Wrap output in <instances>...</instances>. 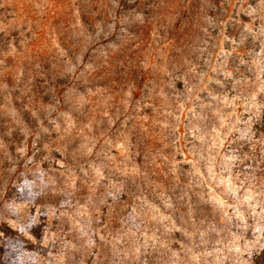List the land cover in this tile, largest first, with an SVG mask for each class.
<instances>
[{
    "label": "rangeland",
    "instance_id": "1",
    "mask_svg": "<svg viewBox=\"0 0 264 264\" xmlns=\"http://www.w3.org/2000/svg\"><path fill=\"white\" fill-rule=\"evenodd\" d=\"M6 235L18 264H264V0H0Z\"/></svg>",
    "mask_w": 264,
    "mask_h": 264
},
{
    "label": "trees",
    "instance_id": "2",
    "mask_svg": "<svg viewBox=\"0 0 264 264\" xmlns=\"http://www.w3.org/2000/svg\"><path fill=\"white\" fill-rule=\"evenodd\" d=\"M34 233L38 236L36 232ZM22 249L23 244L20 238L15 235H6L3 239V245L0 247V264H18Z\"/></svg>",
    "mask_w": 264,
    "mask_h": 264
}]
</instances>
